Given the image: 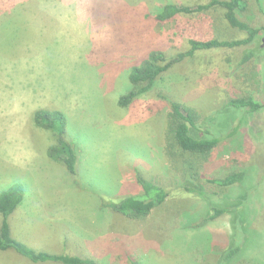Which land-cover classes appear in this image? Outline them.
Returning a JSON list of instances; mask_svg holds the SVG:
<instances>
[{"label":"rangeland","instance_id":"obj_1","mask_svg":"<svg viewBox=\"0 0 264 264\" xmlns=\"http://www.w3.org/2000/svg\"><path fill=\"white\" fill-rule=\"evenodd\" d=\"M211 1L0 0V194L15 185L23 192L9 218L14 239L35 251L102 264H221L216 259L229 242L231 216L189 227L212 214L208 203L244 198L236 210L244 240L225 264H264V0H248L240 15L258 30L246 46L179 59L191 40L248 36L232 29L219 7L152 20L165 5ZM248 51L254 56L241 65ZM151 52L169 56L172 65L152 90L120 107L130 68ZM240 94L262 110L199 166L211 179L246 172L239 187L205 186L206 200L178 198L139 219L104 207L139 193L137 175L166 189L180 183L165 150L171 101L205 116ZM37 110L63 115L64 138L77 149L72 170L49 157L55 135L34 124ZM0 264L32 263L0 251Z\"/></svg>","mask_w":264,"mask_h":264},{"label":"trees","instance_id":"obj_2","mask_svg":"<svg viewBox=\"0 0 264 264\" xmlns=\"http://www.w3.org/2000/svg\"><path fill=\"white\" fill-rule=\"evenodd\" d=\"M218 7L223 9L224 18L228 25L232 29L246 34L248 38L239 41L191 40L189 50L186 53L178 54L176 59L192 56L194 52L201 50L246 46L258 34V30H254L246 22L239 19L240 15L244 14L249 8L248 0H212L207 5H199L194 8L169 4L156 9L151 15L154 22L166 23L179 15L200 13ZM260 10L264 13L262 8ZM253 56L254 53L248 51L247 54H244L240 64H246ZM171 65L172 59L161 52H151L141 63L133 65L128 74L129 88L118 99L119 106L126 108L134 100L152 90L157 79ZM169 104L170 110L165 128V150L167 156L171 160L173 159L174 166L181 174L180 183L173 189H166L137 175L136 183L139 193L115 199L108 202L104 207H109L129 219H139L148 216L167 202L175 201L178 198L206 200L205 186L227 189L232 186L239 187L243 183L246 172H234L222 178L211 179L203 177V174L199 171V166L221 143L237 135L245 118L262 110L263 105L255 102L249 96L240 94L224 100L220 107L211 113L200 116L192 107L186 104L175 101H171ZM32 120L37 127L53 132L55 135L56 145L48 151L49 157L54 161L68 164V167L72 170L73 163L77 159V149L64 138L65 119L63 115L55 111L37 110L33 114ZM226 199L223 200V202L225 201L223 204L208 203L209 211L212 214L200 223L189 227V229H199L205 223L212 222L223 215L229 214L231 216L229 242L216 259V262H221V264L231 261L238 254L244 240L243 230L237 223L238 221L242 222L241 217H238L236 211L238 207L243 205L244 198H240V202L235 203L238 199L236 198L230 204H227V202L231 200L226 201ZM22 201L23 192L20 186L17 185L0 194L1 252H13L32 264H102L78 255H54L35 251L14 239L11 235L9 218ZM233 225H238L236 237L233 235Z\"/></svg>","mask_w":264,"mask_h":264}]
</instances>
